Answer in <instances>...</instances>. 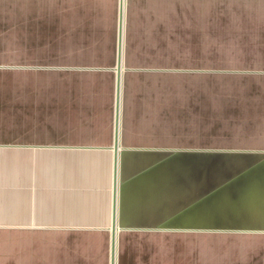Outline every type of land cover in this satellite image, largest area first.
Here are the masks:
<instances>
[{"label": "crops", "instance_id": "0c3cea01", "mask_svg": "<svg viewBox=\"0 0 264 264\" xmlns=\"http://www.w3.org/2000/svg\"><path fill=\"white\" fill-rule=\"evenodd\" d=\"M120 16L115 264H264V0H0V264H110Z\"/></svg>", "mask_w": 264, "mask_h": 264}, {"label": "rangeland", "instance_id": "374dc122", "mask_svg": "<svg viewBox=\"0 0 264 264\" xmlns=\"http://www.w3.org/2000/svg\"><path fill=\"white\" fill-rule=\"evenodd\" d=\"M122 9L124 6L121 4ZM117 31V30H116ZM179 46H186V39L180 38ZM186 56H157L161 61L158 62L156 69L157 73L164 80L178 79L180 84L187 83L188 78L193 77L196 74H202L201 70H198L194 66L186 65ZM37 67H51L58 68L57 63L44 65L36 64ZM194 67V68H193ZM58 70V69H57ZM39 74V75H37ZM43 74L42 70H36V78H41ZM57 71H52L51 78L56 79L59 76ZM186 86V85H184ZM180 88L186 89V87L180 86ZM163 227H166L165 225ZM163 237V259L162 264H196V262L189 261V258L196 256L198 247L197 243L204 242V240H210L211 242H217L224 233H209V232H187V231H170L163 230L161 232ZM206 238V239H205ZM190 241L187 246V242ZM190 254V257H189ZM198 264V263H197Z\"/></svg>", "mask_w": 264, "mask_h": 264}, {"label": "water", "instance_id": "95a60500", "mask_svg": "<svg viewBox=\"0 0 264 264\" xmlns=\"http://www.w3.org/2000/svg\"><path fill=\"white\" fill-rule=\"evenodd\" d=\"M121 11V5H120ZM121 15V13H120ZM122 17L120 16L118 22V46L120 48L119 56H118V65L116 67L117 72V82H116V118H115V128H116V140L113 146L114 154L116 156L115 162V182H114V221L111 226L112 233V242H111V251H110V264H115V239H116V220H117V186H116V178H117V153H118V121H119V100H120V83H121V43H122Z\"/></svg>", "mask_w": 264, "mask_h": 264}, {"label": "bare ground", "instance_id": "6f19581e", "mask_svg": "<svg viewBox=\"0 0 264 264\" xmlns=\"http://www.w3.org/2000/svg\"><path fill=\"white\" fill-rule=\"evenodd\" d=\"M115 259H116V239H115Z\"/></svg>", "mask_w": 264, "mask_h": 264}]
</instances>
